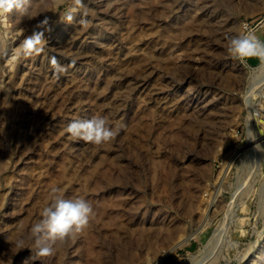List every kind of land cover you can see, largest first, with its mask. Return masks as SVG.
<instances>
[{
    "label": "rangeland",
    "instance_id": "1",
    "mask_svg": "<svg viewBox=\"0 0 264 264\" xmlns=\"http://www.w3.org/2000/svg\"><path fill=\"white\" fill-rule=\"evenodd\" d=\"M83 3L87 26L84 9L61 22L74 0H32L48 12L0 25L14 34L0 42V264H264V124L250 114L264 60L227 50L250 30L264 41V0ZM33 31L44 51L17 59ZM93 116L123 127L101 145L65 131ZM53 189L93 213L38 256L31 229Z\"/></svg>",
    "mask_w": 264,
    "mask_h": 264
},
{
    "label": "clouds",
    "instance_id": "2",
    "mask_svg": "<svg viewBox=\"0 0 264 264\" xmlns=\"http://www.w3.org/2000/svg\"><path fill=\"white\" fill-rule=\"evenodd\" d=\"M66 0H54L57 7L65 4ZM32 0H0V25L6 24L10 15L15 12L18 17L35 18L48 10L37 12L35 16L31 13ZM81 9L84 11L81 13ZM81 13L78 23L87 26V9L83 0H74L73 6L68 10L61 22L70 24L75 20L76 14ZM48 19L40 21L37 29H48ZM14 34L7 29L0 31V42L10 39ZM47 41L44 39L43 31H33L30 36H26L17 48L12 49V53L19 59L21 56H30L33 53L44 51ZM228 52L233 58L245 59L249 57H258L264 60V41H261L254 31H248L244 34H238L228 37ZM51 66L56 78L67 71V67L61 65L55 56L50 59ZM75 65L76 60L70 61ZM123 125L118 124L115 127L109 126L107 118L103 116H93L91 119L74 120L69 123L65 131L73 139L83 140L87 143L101 145L110 142L116 138ZM249 138L256 139L255 133L248 130ZM261 134L264 129L260 128ZM257 150L264 151L259 144ZM59 189H53V196L46 207L42 210L41 218L32 226L33 246L38 256L51 255L57 243H63L74 233L82 231L88 224L93 213V207L83 197L64 198L56 195ZM18 250L25 249V242L18 240L15 244ZM28 249V248H27ZM31 250V249H30ZM32 251V250H31ZM32 259V257H31Z\"/></svg>",
    "mask_w": 264,
    "mask_h": 264
},
{
    "label": "built area",
    "instance_id": "3",
    "mask_svg": "<svg viewBox=\"0 0 264 264\" xmlns=\"http://www.w3.org/2000/svg\"><path fill=\"white\" fill-rule=\"evenodd\" d=\"M250 114H252L255 121L258 120L264 124V99L251 106ZM217 166H219V164Z\"/></svg>",
    "mask_w": 264,
    "mask_h": 264
},
{
    "label": "bare ground",
    "instance_id": "4",
    "mask_svg": "<svg viewBox=\"0 0 264 264\" xmlns=\"http://www.w3.org/2000/svg\"><path fill=\"white\" fill-rule=\"evenodd\" d=\"M261 137H264V134H261ZM251 261H252V264H255V260L252 259Z\"/></svg>",
    "mask_w": 264,
    "mask_h": 264
}]
</instances>
